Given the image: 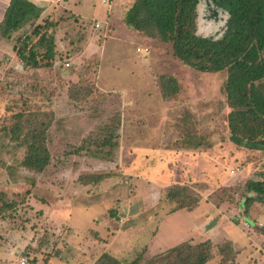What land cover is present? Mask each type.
I'll list each match as a JSON object with an SVG mask.
<instances>
[{
  "label": "rangeland",
  "instance_id": "obj_1",
  "mask_svg": "<svg viewBox=\"0 0 264 264\" xmlns=\"http://www.w3.org/2000/svg\"><path fill=\"white\" fill-rule=\"evenodd\" d=\"M73 1L63 4L87 15L56 19L51 30L59 57L53 68L25 71L15 54L35 22L42 23L40 12L7 41L8 50L0 55V264H20L22 259L25 264H48L63 253L70 264H93L108 247L117 260L129 263L138 255L146 261L180 242L206 241L211 248L206 264H264V205H242L251 195L247 183L264 173V151L229 140L231 110L223 92L227 73L196 72L172 56L169 44L127 30L121 16L129 5L121 0ZM206 4L202 0L197 8V34L219 38L226 15L218 11L217 18L210 19ZM95 20L101 22L100 30L94 29ZM35 41L31 36V43ZM169 79L176 90L165 96ZM122 92H135L140 104H147L152 134L160 138L157 148L199 144L195 150L204 153V160L194 164L198 174L191 175L189 164L186 169L178 165L188 176L177 174L173 181L187 191L174 201L166 196L171 187H166L161 151L151 148L148 158L143 157L150 148L141 145L152 144L145 124L128 129L129 101ZM162 112L167 116L161 117ZM19 113L22 119L15 118ZM29 116L35 125L48 124L50 159L37 173L23 167L26 146L8 133ZM123 120L113 159L96 161L95 157L109 156L110 150L83 146L81 140L91 139L98 127L110 122L121 128ZM131 134L141 135L136 139V164L127 152ZM130 169L135 175L126 173ZM102 174L107 178L89 179ZM80 180L99 182L95 186L101 191L87 193L88 200L80 197L72 209L63 200L74 199L71 193L79 192ZM192 200L197 201L192 208H179ZM78 201L92 203L83 207ZM56 223H75L91 232L96 223H103L97 235L104 244L69 246L63 234L67 227ZM111 231L116 238L105 242ZM80 253L84 259L76 258Z\"/></svg>",
  "mask_w": 264,
  "mask_h": 264
},
{
  "label": "trees",
  "instance_id": "obj_2",
  "mask_svg": "<svg viewBox=\"0 0 264 264\" xmlns=\"http://www.w3.org/2000/svg\"><path fill=\"white\" fill-rule=\"evenodd\" d=\"M201 1L133 0L122 17V23L144 38L159 39L162 43L169 44L172 56L196 72H226L223 92L231 110L227 117L229 140L239 147L264 151V0H205L210 9V19L215 20L218 11L226 15L224 30L219 38L197 34V8ZM39 12L40 9L27 0H10L0 21V41L10 40L17 31L37 18ZM41 22H35L30 35L21 39V45L15 51L16 57L26 67L25 71L32 69L38 72L53 68L57 64L59 52L55 48V34L51 30L56 22ZM31 36L36 37L34 44L31 43ZM65 63L69 67L68 59H64L63 66ZM169 85L174 87L171 79L163 88L165 96H168L167 91L176 90ZM21 117L22 113L15 115V118L22 119ZM33 117L36 118L34 115ZM35 122L30 116L24 118L20 125L11 127L8 133L26 146L23 167L37 173L48 165L50 154L48 124L37 122L35 125ZM118 130L119 126L110 122L106 126L98 127L91 139H82L81 144L109 149L110 155L105 156V159L103 156L95 157V160L109 162L117 148ZM166 148L193 150L200 148V145L176 144ZM82 151V148L78 150L79 153ZM107 176L102 174L89 179L101 181ZM79 183L80 186H95L99 182L85 183L80 180ZM246 190L251 195L242 202L245 209L253 202L264 205V173L259 174L257 180L249 181ZM185 191L186 187L175 184L166 196L174 201ZM191 202L193 204L179 208L190 209L197 203L196 200ZM210 257L209 242L195 245L182 242L146 261L138 255L129 263H121L111 255L103 253L93 264H206Z\"/></svg>",
  "mask_w": 264,
  "mask_h": 264
},
{
  "label": "crops",
  "instance_id": "obj_3",
  "mask_svg": "<svg viewBox=\"0 0 264 264\" xmlns=\"http://www.w3.org/2000/svg\"><path fill=\"white\" fill-rule=\"evenodd\" d=\"M27 1L31 2L33 5H35L36 7H38L40 9V11H41L40 12V14H41V20L40 21L49 20V21L55 23V22H57V20L58 21L62 20L64 18H66V17H69L70 15L75 16L74 18L79 17L80 19H81V17L83 18V16L87 15V14H83V13H80V12H76L75 13L74 9L72 7H69V6L67 7L66 5L63 4V2L65 0H58V1L57 0H27ZM69 1H72L74 3L73 0H69ZM132 1L133 0H121V2L122 3L124 2V4H126V5H130ZM9 2H10V0H0V21L4 17V14H5V12H6L7 8H8ZM107 2H108V0H105V2H102V0H101L102 4H105ZM122 17L123 16H121V22H122ZM95 23L96 24L97 23L100 24L99 28L97 29V30H100L101 22L95 20L93 24L95 25ZM94 25H93V27H94ZM107 26H111L112 27V24H109ZM112 28L111 29L109 28L108 30H113ZM126 29L130 30L127 27H126ZM21 32H22V29L17 31L14 35H17V34H19ZM7 41H9V40L0 41V55L4 51L7 52V50H8ZM135 96H136V99H135ZM121 97L123 99H128V101H129L128 102V108L126 109L128 114L131 116L130 119H128V123H127L128 124V129L136 128V126H134V124H137V123H142L143 125L145 124L146 127H144V128H146L145 130L148 133L146 135H147L148 138L151 139L150 141H152V144L148 145V144L144 143L143 145H141V147H145L144 150L150 148L149 150L145 151L146 155H144L143 157H146V159L148 158V155L150 153H146V152H151V148H154V149H156L158 151H161L160 152L161 155H159V161H161V162H163L165 164V170L167 172V177H168L167 178V182L168 183H167L166 187L168 188V187H171L172 184H174V185L176 184L173 180L176 178L177 174H181V177L182 176H186V175L188 176V174H186V172L183 173V174L181 173V170L185 171V169L188 168V167H186L185 164H189V166H191L189 168V170L191 172V175H192V173L198 174V172L195 171L196 168L194 167V164H195L196 161L198 163L200 162L199 158H201V160L203 159L202 156H204V153H201L202 155H200V152L196 151L195 149H193V150H177V149H171V148H160V149L157 148L160 145V138L156 137V133L154 135L152 134V132L154 130L152 131V125H151V122H150V119H149V118L152 119V117H150V115H149L150 113L147 112V109H148L146 107L147 104H140L139 98H137L138 96L136 95L135 92H132L129 95H127V93H125V92H122L121 93ZM147 116H148V119L144 121V119ZM160 116L161 117H166L167 114H166V112L165 113L162 112ZM141 118H143V119L140 120ZM124 123L125 122L123 120L121 128H119L120 130L118 131V135L121 134L120 132H122L123 129H124V125H123ZM140 136H141L140 134L139 135L131 134V137L128 139V143H127V149H128L127 152L133 158V162L135 161V164H136V160L135 159H136V156H137L136 149L138 147H140L139 144H137V140L136 139L137 138H141ZM121 140H123V137H122V139L120 138L119 143L121 142ZM194 154L196 155V158L193 157ZM208 154L209 153H207V155ZM96 161H99V160H96ZM101 162L109 163V162H106V161H101ZM179 164H181L185 169H183L182 167L178 166ZM133 169L132 170L130 169L129 171L127 170L126 173L130 174L131 172H133V174H134L135 171ZM141 170L143 171V169H141ZM75 189H76V187H75ZM100 189H101V187H98V186H89V185L88 186H80V187H77V190L79 191L78 193H77L76 190H75L76 192L74 191L75 193L74 192L71 193V194H73L75 196L74 199H70L69 200V199L66 198L63 201L64 202L69 201L70 202L69 205L72 208V207H75V205H76L75 202L78 199L80 200V197H83V198L86 197V199L88 200L89 196H88L87 193H91L92 194V192H96L97 190H100ZM78 202L81 203V201H78ZM73 203H75V204H73ZM91 203L92 202H88V203H85V204L81 203V206L86 207L87 205H89ZM55 204H57V203L55 202ZM56 220L59 221V222L62 221L61 218H58ZM56 224H59V226L65 225L67 227V231L65 233H63V234L66 235L65 242L69 246H73V245H77L78 243H80V244L82 243V244H85V245L86 244L90 245V246H92L94 248V247H98L99 244L103 243V242L101 243V239H103L101 237V235L100 234L97 235V232L99 231L98 229L101 228L103 223H96V226H95L96 228L94 229V231L92 230V232H91V229H79V225L78 224L76 225L75 223H56ZM107 225H109V224H106L107 229H109V227ZM112 233H113V231H111V235H109L107 237L105 242H107V240H108V243H109V240H114L116 238L117 235H112ZM92 236H97V238L95 239ZM180 243H178V244H180ZM178 244H176V245H178ZM176 245H174V246H176ZM69 248H71V247H68L67 250ZM109 249H111V248L108 247L105 251L102 252V254L103 253H107V254L111 255L112 257L116 258L115 256H113L110 253ZM65 253H66V251H65ZM65 257H66V254H64V253H63V255H59V256L57 254V255H55L54 259H51L49 264H56V263H59V264H70V263H68V260L65 259ZM79 257H80V259H84L83 255H81V253L76 258H79ZM79 264H82V263L79 262Z\"/></svg>",
  "mask_w": 264,
  "mask_h": 264
},
{
  "label": "built area",
  "instance_id": "obj_4",
  "mask_svg": "<svg viewBox=\"0 0 264 264\" xmlns=\"http://www.w3.org/2000/svg\"><path fill=\"white\" fill-rule=\"evenodd\" d=\"M58 1V0H57ZM102 2H105V0H102ZM96 28V29H95ZM99 28V25L95 23L94 29L97 30ZM64 66L68 68V64L65 63ZM20 264H25V260L22 259Z\"/></svg>",
  "mask_w": 264,
  "mask_h": 264
}]
</instances>
